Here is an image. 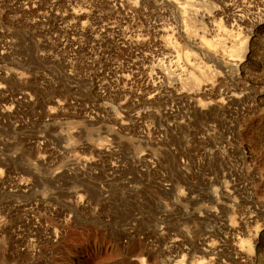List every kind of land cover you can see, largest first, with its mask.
I'll list each match as a JSON object with an SVG mask.
<instances>
[{
  "label": "rangeland",
  "instance_id": "obj_1",
  "mask_svg": "<svg viewBox=\"0 0 264 264\" xmlns=\"http://www.w3.org/2000/svg\"><path fill=\"white\" fill-rule=\"evenodd\" d=\"M0 264H264V0H0Z\"/></svg>",
  "mask_w": 264,
  "mask_h": 264
},
{
  "label": "bare ground",
  "instance_id": "obj_2",
  "mask_svg": "<svg viewBox=\"0 0 264 264\" xmlns=\"http://www.w3.org/2000/svg\"><path fill=\"white\" fill-rule=\"evenodd\" d=\"M81 19V18H80ZM164 49L166 50V47H164ZM147 58V57H146ZM231 61V60H230ZM232 64V63H231ZM231 64H229V63H227V66H229V65H231ZM240 65V64H239ZM232 67H237V65L236 64H232L231 65ZM155 73V72H154ZM146 74V73H145ZM142 76H143V74H142ZM157 76V75H156ZM134 77V76H133ZM144 77V76H143ZM127 78V77H126ZM126 78H124V77H121V79H126ZM162 78V77H161ZM144 82H145V86L147 87V88H150L152 91L153 90H155V88H156V83H155V81H153V78H151V77H144V79H142ZM161 80V79H160ZM163 82V81H162ZM154 92V91H153ZM197 92V91H196ZM155 94V93H154Z\"/></svg>",
  "mask_w": 264,
  "mask_h": 264
}]
</instances>
